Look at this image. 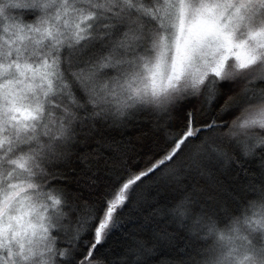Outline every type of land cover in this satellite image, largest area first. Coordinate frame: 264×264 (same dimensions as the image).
I'll return each instance as SVG.
<instances>
[{
  "label": "snow or ice",
  "instance_id": "6c2138e0",
  "mask_svg": "<svg viewBox=\"0 0 264 264\" xmlns=\"http://www.w3.org/2000/svg\"><path fill=\"white\" fill-rule=\"evenodd\" d=\"M0 264H264V0H0Z\"/></svg>",
  "mask_w": 264,
  "mask_h": 264
}]
</instances>
